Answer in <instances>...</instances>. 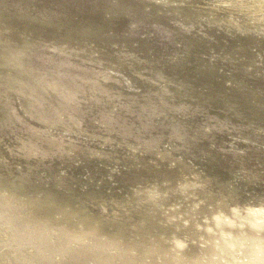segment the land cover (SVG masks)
Instances as JSON below:
<instances>
[{
    "label": "bare ground",
    "instance_id": "6f19581e",
    "mask_svg": "<svg viewBox=\"0 0 264 264\" xmlns=\"http://www.w3.org/2000/svg\"><path fill=\"white\" fill-rule=\"evenodd\" d=\"M121 1L138 6L135 16L167 41L155 54L146 39L134 45L119 38ZM32 3L0 0V11L28 18ZM56 3L54 19L73 26L82 9L96 18L84 25L91 35L112 29L114 17L121 32L109 39L105 29L98 40L85 35L80 43L36 37L31 49L24 36L0 50V66L10 62L22 73L0 80V176L29 180L52 197L41 199L47 213L40 217L28 200L0 192V264H264V202L223 211L216 193L244 176L264 185V88L251 72L264 73V54L238 46L264 43V0ZM180 40L181 49L171 46ZM184 66L192 72L226 66L246 80H216L210 83L219 86L205 93L194 73L178 79L175 70ZM123 69L139 75L144 90H130ZM86 137L100 145L77 141ZM205 162L225 170H207ZM37 163L44 167L32 172ZM87 164L89 176L81 180ZM156 169L175 180L146 178ZM113 177L119 182L109 184ZM92 200L98 209L88 206Z\"/></svg>",
    "mask_w": 264,
    "mask_h": 264
},
{
    "label": "water",
    "instance_id": "95a60500",
    "mask_svg": "<svg viewBox=\"0 0 264 264\" xmlns=\"http://www.w3.org/2000/svg\"><path fill=\"white\" fill-rule=\"evenodd\" d=\"M32 2H33L32 7L30 6V8L28 9V18L27 17L21 18L23 16L20 17V15H16V14H8L6 13V11L3 13L2 12L3 10L0 11V29H2V33L0 32V50L2 51V53L5 52L2 49H5L8 47L6 45H8L9 39H15L19 41L25 36L28 38V49H31L32 47H30L29 45H32V42H34L36 37H40L41 39H44L46 37L53 39L54 37L58 36V37H61L64 41L76 40L77 42L80 43V42H83V37L85 35L87 36L91 35L92 30L89 31V28L84 27V25L89 22H92L93 24L94 23L93 21H95L94 19L96 18L92 19V16L89 17V14H88L89 12L83 11L82 9L80 10L77 9V13L75 16V21H74L76 23L75 25L72 26V24L70 25L66 23V21H59L57 19L50 17V15H52V9H53L54 4H57L56 3L57 0H32ZM66 8H69L68 5H66ZM38 10L42 11L43 14H45V16H42L41 14L38 15L37 13ZM62 11H65V9H62ZM32 13H34V15H32ZM124 20L125 22L133 21L132 23L133 31H131V33L138 32L140 31L143 25L150 24V21L148 20L142 21L141 19H139V17H136L134 15L132 16L127 15L124 18ZM146 21L148 23H145ZM109 24L113 25L112 29L110 27H104L103 30H99V31L97 30L93 32V35L91 36L93 37L95 41L104 35L105 29L109 31L107 34L109 36V39H117L119 32H121L120 30L117 29V26L120 25L119 17L110 18ZM16 30H17V34H16ZM21 30L27 31L28 36L25 34L18 35L19 32H21ZM137 35L138 34L135 33L133 37H136ZM141 37L142 38L137 40L136 43L139 44V43H142L143 41H146L144 36H141ZM150 37L154 38L155 34L152 33ZM147 45L149 47L148 49L153 54H155L160 48L159 44H157L155 41L149 42ZM4 64L5 65L0 66V80L2 79V77L8 78V79L9 78L16 79V80L17 78L22 77V73L16 72L18 70L10 62H6ZM163 70L166 73L171 72V70L168 67H163ZM175 71L178 73V79L180 80H188L190 79V74L193 75L194 73V76H196L198 80L206 83V84H203L202 86L203 91L205 93L210 91L213 88L211 86L214 83L212 84L210 82H213L216 80L217 81H220L223 79H229L233 81L237 79H242L244 81L246 80L244 77L240 75V73H237L236 70L227 69L226 66L225 68H220V70L201 69V71H197V72H192L188 70L186 66H184ZM121 72H123V75H125L127 77V80L130 81L131 89H134L136 91L144 90L145 86L142 85L141 83L140 84L138 83V80H140L139 75L137 77L135 76L133 78H130L131 77L130 75L134 74L132 70L123 69ZM251 72L255 74L254 70ZM262 72L260 74H258L257 72L258 75L256 76L258 77H256V79L259 81L264 80V73ZM29 116L30 115L28 113V118H30ZM32 161H33L32 159H28V167L29 165H31ZM201 164L202 166H204L205 169L210 170V171L215 170V171L222 172L225 170V169H222V167L217 164H209L207 162L201 163ZM26 166H27V162H24V166H22L21 168L23 169ZM41 167H44V166L40 165V163H37L34 165V170L32 169L30 170L32 172H35L38 168H41ZM83 167H84V172L80 176H78L81 180L83 178L86 179L87 176L89 175L88 171L91 170V164L84 165ZM113 170L115 171L116 174H120V172H124V171H117L118 169L116 167ZM144 174L146 178H149V176L151 177L157 176L160 178H165L166 183L168 184L172 183L175 180L174 175L165 174L164 171H161L160 169H156V171H151L150 173L144 172ZM28 176L31 177L32 175H30L29 173ZM42 176L47 177V178L51 177V175L49 176V172L47 171L43 172ZM109 179H111L113 182L115 181V183L119 182L118 177L116 178L113 177ZM90 186L91 184L85 185L84 190H87ZM239 186H242L244 191H241L240 189H238ZM263 190H264V185H262L259 180L248 181L246 177L244 176L242 180L240 178L238 181H235L232 185H229L228 188L224 190L223 192L216 191V193L220 197L219 204L223 206L222 207L223 211L231 206V205L229 206V204H237L238 206L242 207L241 209L243 211L245 210V208L247 210L248 204H251V205L256 204V203L258 204V200L261 198L258 196L259 194L257 193L260 191L263 192ZM0 192H1V195L7 196L13 199H18V201H21V202L28 200V209L31 211H34L40 217L44 216V214L47 213V210H46L47 206H43L44 204H41V201H42L41 199H47V196H49V198L52 199L48 190L46 188H42L41 185H31L29 180H28V185H27L26 181H21L20 179L16 178V176H9L7 174H5V176H0ZM24 192L28 193V196L27 194L23 195ZM251 192L253 193V195L251 194ZM211 194L216 195L214 191H211ZM32 198H33V201L31 202ZM57 200L58 199H53L51 203L54 204L57 202ZM65 208L68 209V206L63 207V211L66 210ZM81 213L82 212H80V214ZM82 216H86V214L82 213ZM165 228L168 229L169 227L165 226ZM186 228L180 231L178 229L175 230L174 231V233L176 232L175 235L176 234L178 235V233L183 234L187 232ZM216 228L221 231L224 227L216 225ZM111 230H115V228L112 227ZM152 230L154 231V233L158 231L154 228H152ZM198 231L199 229L196 230V232ZM196 232L192 233V237H195ZM196 240H199V239H196ZM195 249H198V248L196 247ZM121 261L124 262V259H121ZM123 262H119L116 264H125Z\"/></svg>",
    "mask_w": 264,
    "mask_h": 264
},
{
    "label": "rangeland",
    "instance_id": "374dc122",
    "mask_svg": "<svg viewBox=\"0 0 264 264\" xmlns=\"http://www.w3.org/2000/svg\"><path fill=\"white\" fill-rule=\"evenodd\" d=\"M77 1H80V0H77ZM120 11L122 12V17H123V19L127 16V15H134L135 16V12L133 13V11H135L137 8H139L138 6H136V5H132V6H130V7H128V5H127V3H125V2H120ZM194 5H197V4H195L194 3ZM197 6H199V5H197ZM151 7H148L147 6V8L146 9H150ZM137 11V10H136ZM101 13H103V12H101ZM162 13V12H161ZM100 14V13H99ZM103 15V14H102ZM119 15V14H118ZM143 21V20H142ZM123 25H124V32H122L120 35H119V38H128L129 40H131V41H137V40H139L140 38H142L141 36H144V38L146 39V40H148V42H156L157 44H159V46H160V48L161 47H163L164 45H165V42H167V41H164V37H160V36H158V34H157V32H156V29H155V27L153 26V25H151V24H148V25H143L142 26V28L140 29V31H138V32H135V33H137L138 35L136 36V37H133V35L135 34V33H131V31H133L132 30V21L131 22H125V20H123ZM145 23H148V22H145ZM152 33H154L155 34V37L154 38H151L150 37V35L152 34ZM181 41L182 40H180L179 42L178 41H175V44H172L171 46H173V48H176V49H181L180 47H181ZM137 43L135 42L134 43V45H136ZM230 43H227L226 44V49L225 50H227V51H231L232 53H235V51H234V49L229 45ZM115 47H116V45H114ZM239 46V49H240V52H248L249 50H251V49H258L259 50V52L260 53H263L264 54V43L262 42V43H258V46L257 47H255L254 46V48H252V47H248V45H246V43H245V41H243L241 44H239L238 45ZM250 46V45H249ZM222 51H217V53L219 54V53H221ZM178 57V56H177ZM179 58V57H178ZM176 61V60H175ZM193 71H195V69L193 70ZM256 73V75H258V74H260L261 72H258V74H257V71L255 72ZM258 77V76H257ZM213 84V83H212ZM256 84H258L260 87H262V88H264V80L263 81H259V83H256ZM130 85L131 84H129L128 85V88L130 89V90H133V89H131L130 88ZM215 87H218L219 86V83L217 84V83H214L213 84ZM212 85V86H213ZM229 85V84H228ZM211 86V87H212ZM230 139H231V137H230ZM234 140H235V138H234ZM77 141L79 142V143H81V144H83V145H85V146H99L100 144H99V141H96V140H90V139H88L87 137L86 138H82V139H77ZM234 142H236V141H234ZM64 170V172L67 174V175H71V174H73L74 172H75V170L73 169V168H64L63 169ZM84 172V171H83ZM82 172V173H83ZM88 173H90V171H88ZM89 176V175H88ZM87 176V177H88ZM83 180H86V179H84L83 178ZM111 180V179H110ZM82 182V181H81ZM112 180L111 181H108V183L109 184H112ZM113 183H115V181L113 182ZM80 184H82V183H80ZM262 191H260V192H258L257 194H259L258 196L261 198L260 200H262L263 202H264V190H263V192L261 193ZM252 193V192H251ZM261 193V194H260ZM259 204V203H258ZM88 206L92 209V210H96V209H98V205H97V202L96 201H94V200H92V201H89L88 202Z\"/></svg>",
    "mask_w": 264,
    "mask_h": 264
}]
</instances>
